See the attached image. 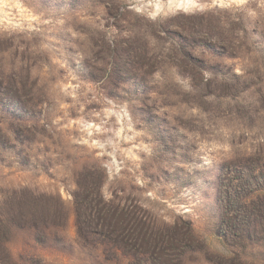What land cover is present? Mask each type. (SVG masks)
<instances>
[{
    "label": "rangeland",
    "instance_id": "1",
    "mask_svg": "<svg viewBox=\"0 0 264 264\" xmlns=\"http://www.w3.org/2000/svg\"><path fill=\"white\" fill-rule=\"evenodd\" d=\"M237 186L263 197L264 0H0V205H64L48 264H97L76 197L171 264H264L226 240Z\"/></svg>",
    "mask_w": 264,
    "mask_h": 264
},
{
    "label": "trees",
    "instance_id": "2",
    "mask_svg": "<svg viewBox=\"0 0 264 264\" xmlns=\"http://www.w3.org/2000/svg\"><path fill=\"white\" fill-rule=\"evenodd\" d=\"M241 191L239 186L229 190L230 204L226 214L228 226L232 229L230 235L239 241L229 240L227 234L226 240L234 256H240L247 248L255 247L261 249L264 255V194L261 197L260 191L253 188ZM238 192L245 198L244 202L233 199L232 195ZM97 194L101 196L100 192ZM26 197L15 212H6V206L0 205V264H48L39 252L40 248L65 250L64 231L68 211L64 205L53 207L48 203L47 195L35 192ZM107 211L108 205L103 200L95 206H81L76 197L74 213L77 240L95 255L97 264H123L121 255H124L125 247L128 248L126 264H171L165 254L169 247L171 249L174 246L175 238L172 235L161 239L147 233L140 241L130 236L125 238L120 231L119 220L113 215L108 217ZM139 224L146 226L147 222L140 221ZM14 233L21 237V247L16 251L10 244ZM188 247L192 248L191 245L180 243L175 246L180 251Z\"/></svg>",
    "mask_w": 264,
    "mask_h": 264
}]
</instances>
